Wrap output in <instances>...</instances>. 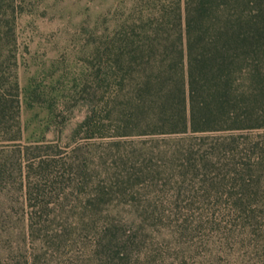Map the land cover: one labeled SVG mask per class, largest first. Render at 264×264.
<instances>
[{"label":"trees","instance_id":"16d2710c","mask_svg":"<svg viewBox=\"0 0 264 264\" xmlns=\"http://www.w3.org/2000/svg\"><path fill=\"white\" fill-rule=\"evenodd\" d=\"M149 1L156 3L118 23L108 42L115 71L109 111L86 116L77 131L85 140L70 150L32 143L12 150V160L0 148V185L20 172L28 227L16 245L1 240L0 264H15L13 256L35 264L75 225L102 217L113 181L92 174L123 156L82 150L134 131L181 136L173 159L212 174L206 180L239 218L238 244L251 264H264V131L255 130L264 128V0ZM4 39L16 41L13 34ZM6 78L0 70V140H16L23 130L20 85L17 73Z\"/></svg>","mask_w":264,"mask_h":264},{"label":"rangeland","instance_id":"374dc122","mask_svg":"<svg viewBox=\"0 0 264 264\" xmlns=\"http://www.w3.org/2000/svg\"><path fill=\"white\" fill-rule=\"evenodd\" d=\"M155 3L0 0V38L16 39L0 41V70L7 78L17 73L21 94L22 136L0 140L10 160L12 150L32 143L49 140L70 150L85 140L86 132L77 131L86 116L109 109L115 71L105 52L117 24ZM179 137L134 131L85 145L84 156H91L93 147L105 149L107 157L123 156L91 169L93 177L113 181L110 203L102 217L75 225L45 248L35 264H251L250 252L238 244V216L206 180L212 174L202 167L182 169L173 159ZM20 179L19 172L8 186L0 185V242L7 248L28 229ZM13 258L24 264L22 257Z\"/></svg>","mask_w":264,"mask_h":264}]
</instances>
